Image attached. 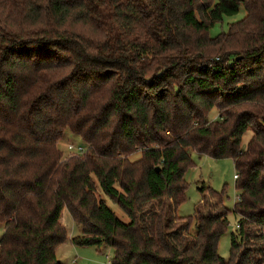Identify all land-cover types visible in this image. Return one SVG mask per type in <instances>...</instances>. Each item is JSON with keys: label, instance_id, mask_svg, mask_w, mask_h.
Masks as SVG:
<instances>
[{"label": "trees", "instance_id": "trees-1", "mask_svg": "<svg viewBox=\"0 0 264 264\" xmlns=\"http://www.w3.org/2000/svg\"><path fill=\"white\" fill-rule=\"evenodd\" d=\"M190 151L232 160L227 258L224 191L197 187L193 230L176 215ZM64 211L110 264H264V0H0V264H64Z\"/></svg>", "mask_w": 264, "mask_h": 264}, {"label": "rangeland", "instance_id": "rangeland-1", "mask_svg": "<svg viewBox=\"0 0 264 264\" xmlns=\"http://www.w3.org/2000/svg\"><path fill=\"white\" fill-rule=\"evenodd\" d=\"M245 10L242 6L240 8V12L231 17H224L221 23H217L214 25L213 28L209 30V34L214 36L217 33L227 32L229 29V25L242 19L245 16ZM239 42H236V46ZM216 114V115H214ZM211 117L216 118L217 112L212 111L210 113ZM210 117V116H209ZM253 132L251 128H248L246 132L242 135V145H245L247 141L252 136ZM68 144L74 145H84L87 148V145L82 142L81 138L77 135H74L70 131L64 133L62 139L58 142V147L63 153V156H76L68 150ZM87 151V150H86ZM85 151V153H86ZM83 153V154H85ZM191 159H192V167L188 168L183 177L187 184L185 190V200L179 205L176 209V215L178 217H190V227L189 230H193L195 226V219L194 213L195 208L200 202V194L197 190L202 183L211 187L213 190L217 192L224 191L223 193V207L228 209L227 213V220H228V227L226 233H224L217 244V252L218 254L223 257L227 258L229 256V248H230V240H231V233L236 230L237 220L239 219L238 216L232 211L234 203L237 201L239 196V191L235 188V170L232 163V160L229 158L223 159H213L209 156L198 154L195 151H190ZM140 157V153L136 152L130 156L131 160H136ZM105 198V197H104ZM213 197L209 196L208 199L213 201ZM106 203L110 209L114 211L116 216L126 221L128 220L127 215L122 211V209L112 202L110 199L105 198ZM165 198L162 199L161 202L158 203L157 200H153L145 205V209H152V210H162V203L165 202ZM142 211V215L144 217L147 216L148 212L146 210ZM219 209V208H218ZM217 208L213 210L216 212ZM150 212V211H149ZM66 214V213H65ZM65 214L62 218V224H65ZM63 215V214H62ZM71 220V218H68ZM73 222V221H72ZM71 223V221H70ZM73 231H71L70 224L65 226L68 233L78 234V227L73 224ZM64 226V227H65ZM3 233V224L0 223V237ZM68 242L67 244L63 245L64 243ZM71 242V241H70ZM68 237L64 243L60 244L57 249V257L62 259L67 264H110V258L113 255V249L109 246H102L100 249H97L94 246H87V247H77L75 245H70ZM63 245V246H62Z\"/></svg>", "mask_w": 264, "mask_h": 264}, {"label": "crops", "instance_id": "crops-1", "mask_svg": "<svg viewBox=\"0 0 264 264\" xmlns=\"http://www.w3.org/2000/svg\"><path fill=\"white\" fill-rule=\"evenodd\" d=\"M65 213H66V214H65ZM64 214H65V221H66L65 224H66V225L70 224V226H71V231H73V225H72L73 222H72V219H71V220L68 219L70 216H69V214H68L66 211L63 212L62 218L64 217ZM62 221H63V219H62ZM70 221H71V223H70ZM65 224H64V226H65ZM73 224H74V223H73ZM65 228H67V227L65 226ZM67 230H68V228H67ZM78 231H79L78 234H75V235H74L75 232H74V233H68V234H69V235H68V240H69V242H70L71 237H73V236H77V235L80 234V230H79V229H78ZM67 243H68V242L64 243L63 245H65V244H67ZM69 244L72 245L71 242H70ZM63 245H62V246H63ZM60 247H61V246H60ZM60 247H59L57 250H59ZM56 256H57V251H56ZM57 258H58V257H57ZM58 260L61 261V262H63L64 264H67V263H65L62 259H59V258H58Z\"/></svg>", "mask_w": 264, "mask_h": 264}, {"label": "built area", "instance_id": "built-area-1", "mask_svg": "<svg viewBox=\"0 0 264 264\" xmlns=\"http://www.w3.org/2000/svg\"><path fill=\"white\" fill-rule=\"evenodd\" d=\"M68 150L71 151V153L73 155H81L83 153H85V151L87 150L86 146L84 145H74V144H68ZM234 177H236L234 175ZM236 227H237V224H236Z\"/></svg>", "mask_w": 264, "mask_h": 264}, {"label": "water", "instance_id": "water-1", "mask_svg": "<svg viewBox=\"0 0 264 264\" xmlns=\"http://www.w3.org/2000/svg\"><path fill=\"white\" fill-rule=\"evenodd\" d=\"M157 170H158V168H157Z\"/></svg>", "mask_w": 264, "mask_h": 264}]
</instances>
